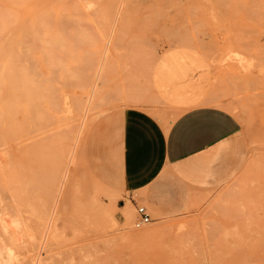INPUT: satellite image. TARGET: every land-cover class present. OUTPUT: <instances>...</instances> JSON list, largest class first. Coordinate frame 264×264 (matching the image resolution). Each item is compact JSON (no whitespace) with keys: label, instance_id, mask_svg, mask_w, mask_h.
<instances>
[{"label":"rangeland","instance_id":"rangeland-1","mask_svg":"<svg viewBox=\"0 0 264 264\" xmlns=\"http://www.w3.org/2000/svg\"><path fill=\"white\" fill-rule=\"evenodd\" d=\"M143 103L230 110L235 175L186 209L153 198L160 216L104 180L117 115ZM0 245V264H264V0H0Z\"/></svg>","mask_w":264,"mask_h":264},{"label":"crops","instance_id":"crops-1","mask_svg":"<svg viewBox=\"0 0 264 264\" xmlns=\"http://www.w3.org/2000/svg\"><path fill=\"white\" fill-rule=\"evenodd\" d=\"M169 118V112L152 103L124 108L113 127L109 155L105 147L102 152L105 168L100 170L104 180L119 172L122 192H137L159 216L164 209L152 200L170 196L173 211L186 209L230 180L245 158L243 126L230 110L205 104ZM108 164H113L114 173ZM165 189L170 193L162 194Z\"/></svg>","mask_w":264,"mask_h":264},{"label":"bare ground","instance_id":"bare-ground-1","mask_svg":"<svg viewBox=\"0 0 264 264\" xmlns=\"http://www.w3.org/2000/svg\"><path fill=\"white\" fill-rule=\"evenodd\" d=\"M163 71V70H162ZM12 71L10 70H6L5 73L2 75L3 76V79L7 81V84L6 85H9V87L11 86V84H13V73H11ZM169 73V72H168ZM177 88V87H175ZM182 89V88H181ZM176 90V89H175ZM174 91V90H173ZM190 92V91H189ZM183 93V92H182ZM176 95H177V92H176ZM174 96V97H178L177 96ZM183 95V94H182ZM180 96V95H179ZM176 99V98H175ZM5 111H8V110H5ZM13 116V114H12ZM57 205V203H56ZM56 205L54 204V206H52L51 208L49 207L48 211H47V215L45 217V223H44V227L42 229V232H41V236L39 235V237L41 238L40 241L41 242V249H43V246L46 245V242L48 241L49 239V235H50V232H51V227H52V223H53V219H54V214H55V211L57 210L56 209ZM126 211H127V221L128 223H131L132 221V218H133V207L132 205H127L126 206ZM136 217H137V211H136ZM146 226V225H145ZM15 228V227H14ZM16 230V229H15ZM37 235V234H36ZM13 238V237H12ZM39 239V238H38ZM18 240V239H17ZM36 240V239H35ZM13 242V241H12ZM15 242V241H14ZM4 243V242H2ZM1 246V245H0ZM15 246V245H14ZM4 247V246H3ZM2 247H0L1 249ZM25 248V247H24ZM45 248V247H44ZM10 249V248H9ZM13 249V248H12ZM19 251V250H18ZM30 252V251H29ZM6 253V252H5ZM4 255V252L3 251H0V262L1 260L3 259V256ZM9 256V255H8ZM33 256V255H32ZM13 257V256H12ZM36 259V258H35ZM11 263V262H10ZM33 264H39V258H37Z\"/></svg>","mask_w":264,"mask_h":264},{"label":"built area","instance_id":"built-area-1","mask_svg":"<svg viewBox=\"0 0 264 264\" xmlns=\"http://www.w3.org/2000/svg\"><path fill=\"white\" fill-rule=\"evenodd\" d=\"M136 211L137 217L134 222L135 227L140 228L151 221V214L145 205L137 204Z\"/></svg>","mask_w":264,"mask_h":264}]
</instances>
